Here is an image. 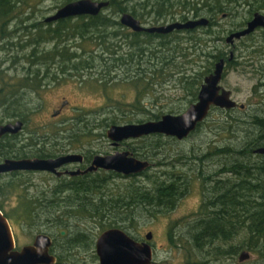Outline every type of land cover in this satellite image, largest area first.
Wrapping results in <instances>:
<instances>
[{"label":"trees","instance_id":"obj_1","mask_svg":"<svg viewBox=\"0 0 264 264\" xmlns=\"http://www.w3.org/2000/svg\"><path fill=\"white\" fill-rule=\"evenodd\" d=\"M67 1L70 0H64L63 4ZM159 1L154 0L152 4L154 7L152 12L156 14H161L164 10L161 6H167L168 2L164 0L165 2L160 5ZM231 1L179 0V3L181 8H189L190 12L199 16L228 14V4ZM29 6L30 0H0V41L8 38L5 39V44L10 45V50L18 44L28 51L19 55V49H13L11 54L13 60L19 57L25 59L24 73L14 74L16 77L9 76L0 68V109H4L6 117L29 114L25 110H19L24 105L22 101V96L25 95L24 88L38 91L43 84L56 83L64 78L79 79L85 84L97 83L107 93L108 89L118 84L131 86L137 91L135 104L141 105V95L144 96V92L155 87V83L178 71L177 69H180L185 60L188 61L187 57L191 54H195L197 58L206 55L207 61L212 60L213 68L221 57L227 59L228 67L234 63V57L228 59L227 53L215 52L220 50L215 40H223L224 37L217 29H212L213 22L195 28L174 29L167 33L135 32L123 25L115 14L131 9L135 15L144 18L145 12H139L136 6L127 4L125 0H110L106 8H111V13L102 10L96 15L81 14L54 21L39 20L26 24L25 27H30L26 32L24 30L19 41H14L12 38L15 37L16 29L23 24L25 18L30 17L28 14L22 15ZM147 7L148 4L143 9ZM155 8L159 10L158 13ZM181 16L182 19H187L189 14L183 12ZM250 18L251 16L247 20ZM232 30L234 28L229 32ZM247 36L249 35L244 37ZM22 39L26 42L23 43ZM210 41L214 43L209 44ZM209 45L212 46L211 50L204 51ZM194 60L198 67L192 66L191 69H195L180 76V81L186 82L185 87L191 94L190 102L197 99L200 84L205 75L213 70L212 66L207 65L200 69V61ZM260 69H264V63L260 65ZM262 85L264 81L260 77L259 82L254 86L256 93L260 92ZM215 107L217 106L212 108ZM185 108V106L172 105L152 110L148 104H144L143 107L144 111L150 114V119H158L166 112L178 113ZM226 109L228 119L225 121V126L231 131L247 126V129L241 128L246 134L242 138L237 137L233 143L214 146V150L210 152L212 157H215L213 156L215 154L220 157L218 166H215L214 170L207 171L205 166H199L200 169L196 167L197 171L200 170L197 178L201 180L203 199L196 216L189 222L188 231L191 237L186 245L185 259L179 263L154 259L151 264H229L224 258L229 255L234 256L243 247L259 253L264 264V153L254 152L255 147L264 145V94L259 106L248 115L230 113L233 110L245 111V107ZM126 116L121 119L113 117L111 121L112 123L131 121L126 119ZM107 119L108 117L100 119L104 127L111 124ZM2 121L3 118L0 119V123ZM78 131L81 130L76 129L70 132L69 136L78 139L93 135V132L87 129L81 133ZM148 136L168 135L152 133ZM11 140L14 142L12 138H8L6 145L12 143ZM160 144L161 142L158 146ZM158 146L153 144L148 150L139 147L135 148V151L137 155L147 156L151 160L152 152H157ZM196 158L202 160L203 156L196 155ZM147 170L143 172L146 174ZM112 174L118 175L111 171L99 176L76 179V181L83 180L81 183L65 180V183H68L65 188H69L67 191H64L65 188L42 191L41 194L36 195V198L34 196L30 198L24 195L25 193L19 195L20 205L17 207L18 211L14 212L15 216L33 217L36 213L35 209L41 208L44 213L52 212L53 214L50 215H53L54 221L39 223V230L49 229V226H52L51 230L56 233L54 228L65 229V235L62 231L59 233L64 239L56 240L53 245L55 250L53 251L58 256L55 264H62L65 260V250L61 247L65 246L66 241L72 247L82 243L87 246L93 245L92 242L85 244L89 242V238L93 241L97 233L94 231L92 236L90 227L83 225V220L88 217L95 222L93 227H98V230L118 226L140 239L134 234V230L138 228V222L134 217L136 208L149 205L152 208L168 210L174 207L191 180L189 176L181 177V173L168 171L165 172V176L168 177L163 178L158 175L151 179V184H131L124 188V191L120 188L106 190ZM54 185L56 186L57 183ZM0 207L4 210L1 202ZM157 209L154 211L156 212ZM5 213L10 216L8 212ZM64 215L66 219L62 218ZM72 219L74 222L71 221ZM175 223L170 227L169 239L174 245H178L173 226ZM95 256L97 257V254Z\"/></svg>","mask_w":264,"mask_h":264},{"label":"rangeland","instance_id":"obj_2","mask_svg":"<svg viewBox=\"0 0 264 264\" xmlns=\"http://www.w3.org/2000/svg\"><path fill=\"white\" fill-rule=\"evenodd\" d=\"M64 0H30V6L28 7L26 13L22 15H29V18H25V21L21 26H19L15 31V37L12 39L14 41H19L20 37L25 30L30 26L25 27L35 21L44 20V18L54 13L61 5H63ZM143 2L144 0H133L130 4L131 6H136L139 12L143 13ZM180 12H175V15L179 17L183 12L193 15V12L189 11V8H181V3L176 5V10ZM107 12H112L111 8L104 10ZM228 14L223 16L222 13L217 14V22L212 25L213 30H218L219 33L224 37L222 39L215 40L217 47L220 50L215 52H225L229 55L230 50L234 49V63L231 66L225 65V75L221 83L232 90V96L239 102L245 103V111L233 110L230 113L233 115H248L253 112L255 107H258L264 94V85L261 86L260 92L254 90V86L259 82L260 77L264 81V69H260V65L264 63V28L258 27L249 36L237 39L235 44L232 45L226 41V36L229 34L231 28H242L246 25H239L244 23L249 16H253L255 11H261L264 13V0H232L228 4ZM146 15V14H145ZM172 14L168 15L167 21L173 20ZM179 15V16H178ZM209 16L210 14H204ZM115 17L119 19L120 13H116ZM148 17V15H147ZM146 17V18H147ZM150 20H146L145 24H150ZM202 30V29H200ZM199 30V31H200ZM24 37V36H23ZM8 39V38H5ZM5 39L0 41V68L4 69V72L9 76H15L14 74H22L25 72V59L19 57L15 60L12 58L13 49L18 50L19 55H23L24 52H28L25 49L19 47L18 44L13 46L10 50L9 44H5ZM25 43L26 40L22 39ZM214 43L210 41L209 44ZM212 48L209 45L204 51H210ZM30 49V47H29ZM188 61L180 66L178 71L173 72L172 75L167 76L163 81L155 83V87L150 89V91H145L140 96L142 100L141 105L135 104L137 91L128 85L118 84L114 87L108 89V93L102 88L101 85L90 82L89 84H84L79 86V79H69L65 81V93L64 89L61 91L57 90L60 95L65 94L71 102L78 103L81 107L66 108L65 109V120L67 125L65 126V132L56 128L59 127L57 122L63 119V115L56 117L50 116V108L55 106L57 102V96L51 93L54 90L49 91H33L29 88H24V95L22 96V101L24 103L23 107L19 110H25L29 112L26 116V127L22 131V136L30 135V130L38 129L37 133H49L53 138H58L62 140V136H69V132H72L74 126H76L77 121L79 125H88L81 131L87 128L92 129V132L97 134L89 135L88 137H81L83 142L86 144L89 140L91 146L95 148L97 152H112L114 147L111 145L109 138L106 133L105 127L101 124V118L108 117L107 122L112 123L113 117L121 119L124 115L126 119H131V121H141L150 119V114L146 113L143 109L144 104H148L152 110L159 109L164 106L177 105V107L187 106L190 101L189 90L185 87L186 82L180 81V76L185 73H190L193 69L197 68L198 65L195 64L194 59L199 60L201 63V68L204 65L212 66V60H206V55H202L201 58H197L195 54H191L187 57ZM183 59V58H182ZM13 60V61H12ZM195 67L191 69V67ZM11 82V81H10ZM85 83V82H84ZM63 86V84H62ZM153 89V90H152ZM22 90V89H21ZM152 90V91H151ZM20 95V94H19ZM61 97V96H60ZM43 105V107H42ZM54 105V106H53ZM181 112V111H180ZM176 113V112H175ZM228 116L226 108L215 107L208 116L203 120L199 127L196 128L194 132L189 134L186 138L175 139L169 138L168 136H155V137H145L144 139L132 140L129 139L128 143L143 144L145 147L150 149V146L155 144L157 147V152H152L153 165L147 170L145 174H137L131 176L115 175L112 174L109 178V185L106 186V190L110 188L118 189L124 191L131 184H151V179L160 175V177L165 176V172L173 171L181 173L180 175L189 176L191 178L189 185L180 194V197L174 204V207L168 210H160L157 208H152L151 206H139L136 208L134 217L138 222V228L134 230L135 236L140 239H146V233L151 230L152 238L150 242L154 249V259L158 261H166L171 263H179L185 259L186 245L190 241L191 234L188 231L189 222L197 214L200 204L203 199V189L201 180L197 178V166L204 167L207 171L214 170L215 166H218V161L220 159L218 154L212 157L211 151L214 150L215 145H225L233 143L236 138H242L246 134L245 130L247 126H241L237 129L231 131L230 128L226 127L225 121ZM3 118L4 122L13 118L4 116V109H0V119ZM53 122L54 127H41L44 123ZM73 121V123H72ZM75 121V123H74ZM127 121H122L124 123ZM81 131H78L81 133ZM23 138V137H22ZM69 139L65 137V140ZM12 143H14L11 140ZM79 143V142H77ZM80 143V144H81ZM183 154V155H182ZM206 154V155H204ZM209 154V155H208ZM196 155H202L203 158L198 159ZM208 155V156H207ZM207 156V157H206ZM200 169V168H199ZM107 171H101L100 174H104ZM21 177L11 176L10 174H4L0 176V202L3 204V208L10 215V220L15 228V233L18 242H26L32 238L33 229L29 223H20L19 217L14 215L15 211H18L17 207L20 205L19 195L25 193L28 197L41 194L43 190L37 189L48 184L47 178L43 176L44 174L36 172L32 174L21 173ZM34 181V184L32 182ZM57 180L52 179V184H56ZM44 182V183H43ZM26 185H30L27 187ZM101 192V190L99 191ZM157 209L155 212L154 210ZM46 213L39 210V216L43 217ZM50 214H53L52 212ZM65 217V215L63 216ZM74 222V219L71 220ZM177 222V223H175ZM175 223L174 231L176 233V239H178V245H174L169 239V230L171 225ZM95 222L92 219L86 218L83 220V225H88L90 227V233L92 236L93 232L96 231V236L100 231L98 227H93ZM58 226V225H57ZM43 227V225H40ZM37 228H39L37 226ZM56 229L57 240H63L64 237H60V227ZM72 230V228H70ZM73 233V231H71ZM71 233V234H72ZM91 246L76 245L71 246V244L66 241L65 246L61 249L65 250V260L62 264H99V257L95 256L96 250L93 241L89 238V244ZM59 245V243H57ZM87 244V242L85 243ZM243 249L250 251V257L245 260H240L239 255ZM229 264H262L263 259L260 258L259 253L253 252L252 250L243 247L234 254V256H227L224 258Z\"/></svg>","mask_w":264,"mask_h":264},{"label":"water","instance_id":"obj_3","mask_svg":"<svg viewBox=\"0 0 264 264\" xmlns=\"http://www.w3.org/2000/svg\"><path fill=\"white\" fill-rule=\"evenodd\" d=\"M109 0H70L61 5L54 13L46 16V21L60 18L92 14L96 15L109 5ZM121 22L133 30L156 31L167 33L174 29L194 28L206 25L209 18L201 16L189 18L185 21L176 20L171 23L146 26L141 20L130 12L121 15ZM258 27L264 28V13L255 11L246 25L229 32L226 41L235 44L240 39ZM234 49L230 50L228 59L234 57ZM226 58L221 57L215 62L211 72L205 75L199 88L197 99L192 101L183 111L174 113L166 112L158 119H147L139 122L111 123L106 134L113 143L129 138L139 137L152 133H163L178 138H185L192 133L209 114L213 106L222 108L245 107L232 96V90L225 87L221 80L224 76ZM23 126V120L8 121L0 124V138L6 132H18ZM255 153H264V145L254 148ZM76 153H68L56 158H10L0 161V173L18 168L56 169L63 162L73 160ZM151 165L149 159H142L130 150H117L113 153H97L92 163L85 169L69 170L70 173L87 172L98 168L114 169L125 174L145 170ZM152 231L146 233V239L140 240L131 235L122 227L113 226L101 231L96 238V252L99 264H151L154 260V249L150 242ZM53 237L46 232H39L32 243L25 244L21 249H13L15 238L8 217L0 208V264H55L58 256L51 251ZM250 257V251L244 249L239 255L240 260Z\"/></svg>","mask_w":264,"mask_h":264},{"label":"flooded vegetation","instance_id":"obj_4","mask_svg":"<svg viewBox=\"0 0 264 264\" xmlns=\"http://www.w3.org/2000/svg\"><path fill=\"white\" fill-rule=\"evenodd\" d=\"M125 2L127 4H131L133 2V0H125ZM153 2H154V0H144L143 6H146L148 4V7L143 9V11L146 14L144 16V18H140L139 16L135 15L132 12V10L130 9V10H126V11L120 12V17H119L118 20L121 22V15L124 12H130V13L134 14L146 26L171 23V22L176 21V20L185 21V20H187L189 18H198V17H201V16H205V15L196 16V14L193 13V15L192 16L189 15L187 17V19H182L181 15L180 16L178 15L179 17H177L175 15V12H180V10L179 11H175V10H176V5L179 4V0H168L167 6H161V9H164V10H162L161 14H156V13L152 12V10L154 9V7L152 6ZM162 2L164 3L165 1L164 0H160L159 4L161 5ZM145 3H147V4H145ZM109 4H110V2H109ZM106 7H104L103 10H107L108 8H106ZM149 10H150V12H149ZM155 11L157 13L159 12V10L157 8H155ZM172 12H174V15H172V17H175V18H173V20L167 21L166 19L168 18V15L172 14ZM222 14H223V16H226V13H222ZM147 15H148V17H147ZM75 16H77V15H75ZM206 17L209 18L208 24H210L212 22H213V24H215L217 22V20H216L217 19V14H211L209 16L207 15ZM45 18H44V21H46ZM146 20L147 21L150 20V22H149L150 24H145L144 22ZM208 24H206V25H208ZM125 26H127V25H125ZM199 26H205V25L202 24V25H198L196 27H199ZM127 27H129V26H127ZM129 28L132 29L131 27H129ZM135 31H137V30H135ZM141 31H146V30H141ZM148 32H151V31H148ZM153 32H156V31H153ZM158 33H161V32H158ZM67 80H69V78H64L63 80H61L59 82H56V83H48V84L45 83L38 90V92L39 91L41 92L43 90L44 91H46V90L47 91L54 90L51 94L57 96L58 98H57V102L55 103V106L53 105L54 107L50 108V116H53V117L57 118L58 116L63 115V119H61L59 121H55V122H57L56 125L59 126V127H56V128H60L64 132H65V126L67 125V123H71V122H67L65 120V109L66 108L72 109V108H75V107H81V105L78 104V103H74L73 104L71 102V100L66 97L65 94L60 95V93L57 92V90L61 91V89H64V93H65V81H67ZM62 84H63V86H62ZM84 84L85 83L83 81L79 82V86H81V85L83 86ZM200 86H201V84H200ZM42 107H43V105H42ZM15 117L16 118L7 120L5 122L15 121L17 119H22L23 120V126L18 132H6V133H4L1 136V138H0V161H3L7 157L18 158V159L19 158H34V157L56 158L58 156L65 155V154H68V153H76L78 155V156H76L75 159L63 162L60 166L56 167V169L58 171H61V173H58L55 170L47 169V168L46 169H42V168H18V169L8 170V171H4V172L0 173V176L4 175V174H10L11 176L14 175V176H18V177H21V175H20L21 173H26V174H32V173H36V172L42 173V174H44L43 176H45L47 178L48 184L45 183L44 184L45 186H42L41 188L38 187L37 189H40V190H43V191H49V190L53 191L55 189L62 190V189L65 188V185H68V183H65V180L66 181L74 180L73 182L81 183L83 180L76 181V179H81L83 177L87 178V177H92V176H96V175L99 176L101 171H107V172H111L112 171V172H115L118 175H124V176L137 175V174H140V173H144L143 171H145L146 169H149L153 165V161L150 160L149 157H147V156L144 157V156L137 155L136 151H135V148L141 147L143 150L144 149L148 150V147H145L143 144H141V145L133 144L132 145V143H128L129 139L139 140V139H143V138L147 137L149 134L142 135V136H139V137L124 138V139L118 141L117 143H113V140L107 136L109 138V140H110L111 145H113V147H114L113 151L112 152H108V151L97 152L95 150V148H93L91 146L90 140L86 144H82L81 142H83V140H81L82 139L81 137L78 138V139H73L72 137L65 136V134H64L61 137L62 140H59L58 138H53L51 135H49L48 132L46 134L45 133L41 134L39 132L37 133L38 129L30 130V135H28V136H22L21 133L26 127L25 126L26 125V121H27L26 115L22 116V115L19 114L17 116L15 115ZM141 121H144V120H141ZM5 122L3 120L1 123H5ZM127 122H135V121H127ZM136 122H139V121H136ZM72 123H73V121H72ZM74 123H75V121H74ZM78 123H79V121H77L76 126L71 128L72 131H75L76 129L82 130V129L88 127V125H84V127H83V126L79 125ZM124 123H126V122H124ZM54 126L55 125L51 121V122H48V123H44L43 126H41V127H54ZM87 130L88 131H92L91 127L87 128ZM93 134H97V133L93 132ZM69 135H70V132H69ZM169 136H170V138L184 139V138H178V137L173 136V135H168V137ZM65 137H67L69 139L65 140ZM8 138H12L14 140V143H9V144L6 145ZM77 142H79V143H77ZM7 149H11L12 151L8 152ZM126 149L132 151L133 154L136 155L137 157H140L142 159H149L151 161V166H149L148 168H146L145 170H142L140 172L130 173V174H125V173H123L121 171H117V170H114V169H105V168H98L96 170H89L87 172H79V173H70L69 172V170L85 169L88 165H90L92 163V160H93L95 154H97V153H113V152H115L117 150H126ZM53 178H55V180H57L56 181L57 182L56 186L52 184V179ZM32 184H34V181L32 182ZM26 186L29 187L30 185H26ZM67 190H69V188H65L64 191H67ZM34 197L36 198V195ZM40 210H42V209L40 208ZM35 211H36V213H35V215L33 217H19L21 225H22V223L23 224L24 223H29L31 225V228L33 229L32 238L29 241L20 243L17 240V236H16V233H15V228H14V226L12 224V221L10 220V216H8L5 213V211L3 210V212L5 213V215L9 219V222L11 224L12 231H13V234H14L15 246L13 247V249H21L25 244L32 243L34 241L36 235L39 232H46V233H49L50 235H52V237H53V244L51 246V251L54 250L53 249V245H54L55 241L57 240V236H56V233L51 230L52 226H49V229H45L44 228V229L39 230L37 228L38 224L41 223V222L52 223L54 221V217H53V215H50L48 213H46L45 216L40 217L39 216V208H36ZM62 218L66 219L65 217H62ZM61 231H62V234L65 235V229H63ZM100 233H101V231L99 232V234ZM97 236H96V238H97ZM96 238H94L95 250H96ZM140 240H144V239H140ZM87 243L89 244V242H87ZM96 254H97V252H96Z\"/></svg>","mask_w":264,"mask_h":264},{"label":"bare ground","instance_id":"obj_5","mask_svg":"<svg viewBox=\"0 0 264 264\" xmlns=\"http://www.w3.org/2000/svg\"><path fill=\"white\" fill-rule=\"evenodd\" d=\"M136 32V31H135ZM149 33V32H148ZM163 35V34H162ZM236 55V54H235ZM234 58H235V56H234ZM234 60V59H233ZM230 61V60H229ZM206 120V119H205ZM151 137V136H150ZM170 137V136H169ZM184 140V139H183ZM151 166V165H150ZM147 170V169H146ZM182 177V176H181ZM186 180V179H185ZM187 181V180H186ZM52 236V235H51ZM56 238V237H55Z\"/></svg>","mask_w":264,"mask_h":264}]
</instances>
